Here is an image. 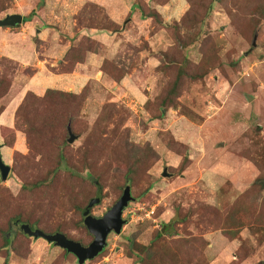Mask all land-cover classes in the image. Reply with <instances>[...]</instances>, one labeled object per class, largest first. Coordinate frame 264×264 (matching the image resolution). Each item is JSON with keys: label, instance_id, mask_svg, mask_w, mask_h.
Instances as JSON below:
<instances>
[{"label": "rangeland", "instance_id": "374dc122", "mask_svg": "<svg viewBox=\"0 0 264 264\" xmlns=\"http://www.w3.org/2000/svg\"><path fill=\"white\" fill-rule=\"evenodd\" d=\"M88 1L102 5L101 15L107 13L123 29H89L83 13ZM137 1L147 12L155 8L160 18L142 19L131 12ZM208 1H0L5 7L0 18L21 13L28 19L0 37V49L3 42H12L20 56L27 53L24 63L0 59V82L6 84L0 91V145L11 166L7 180L0 174V264L7 259L9 264H79L63 248L23 235L11 219L17 213L41 215L45 220L38 225L45 232L60 228L88 245L93 235L82 209L84 194L95 190L86 182L90 172L104 173L97 195L101 201L91 214L104 215L127 184L134 198L124 210L121 233L112 232L104 251L84 264H143L141 255L131 253L134 243L150 245L161 221L169 223L179 214L187 215L186 221L170 228L177 229L176 235H165L169 242L177 241L172 246L179 264H264V238L259 241L261 227L255 223L264 206V0H215L204 20L190 18ZM235 3L241 6L238 16L232 14ZM257 4L258 25L253 22L251 28L248 10ZM87 35L97 43L70 72H77L71 81L46 79L48 73H62L67 52ZM34 41L38 59L50 55L46 67L34 57ZM209 54L213 63L207 68ZM104 60L124 73L120 81L101 71ZM46 87L84 90L72 143L62 123L42 126L39 120L68 115L64 108L41 116L29 133L25 116L16 126L20 105L30 92L42 96ZM171 87L176 90L172 104H161ZM111 103L116 113L108 120ZM28 106V117H37L33 115L42 105L32 100ZM58 147L66 149L78 177L69 174L67 164L57 166ZM97 155L93 170L83 168ZM246 190L249 196L242 195ZM237 204L247 209L240 214L246 225L231 239L222 223ZM5 235L12 238L7 247ZM153 250L157 247L148 252Z\"/></svg>", "mask_w": 264, "mask_h": 264}, {"label": "trees", "instance_id": "16d2710c", "mask_svg": "<svg viewBox=\"0 0 264 264\" xmlns=\"http://www.w3.org/2000/svg\"><path fill=\"white\" fill-rule=\"evenodd\" d=\"M213 1H215V0H212V1L209 0L208 2L204 3L202 5V7H204L205 9H203L202 12H200L199 14L198 13L193 14L192 16H190V18H194V19L197 18V19L204 20L205 14H208V11L211 8ZM217 1H220L221 3L227 4L228 0H217ZM258 5L259 4L253 5L248 10L249 11L248 17L250 18V20L247 22H248L250 27L251 26L254 27L253 22L256 25H258V19L256 20L254 18L255 15L257 14L254 12L257 11V8L259 7ZM231 6L233 7V13H232L233 16H238L240 14V12L238 11V7L240 6V4L235 3ZM133 7L134 8L132 9L131 12L138 13L139 17L142 19H151V18L152 19H158V18H160V13L155 8H153L149 12H147V10L145 11L143 4L140 3V1H137L135 3V5H133ZM240 8H241V6H240ZM4 9H5V7H3V6L0 7V12L5 11ZM103 9H104V7L102 5H99V4L92 2V1L87 2V4L85 5V7L83 9V13H85V15H87V18L85 17L86 18L85 21H86V24H88L89 29H96L98 31H104L105 30L108 32H119V31H121L123 29V25H120L118 22H116L115 20L110 18V16L105 12L103 15H101L103 12ZM260 11H262V15L264 16V6ZM188 14L189 13H187L185 16H187ZM100 15H101V17H99ZM79 18H82V14L79 15ZM27 20L28 19H26V17H24L23 22H26ZM251 21H252V23H251ZM96 43H97V40L95 37L90 36V35L83 36L80 39L79 43L77 45L72 46V48L67 52L66 58H64L63 63L60 64V65H62V71L61 72L62 73H70L75 68L76 64L85 62L87 54L89 52L93 51ZM209 56L210 57H208V59H205V64H206L207 68H208V65L210 64V62L213 63V61L211 59V54H209ZM205 58H207V57L205 56ZM0 59H2V60L9 59L11 63H15V64L17 62L16 60L9 58V57H6V56H2ZM101 71L103 73H105L106 75L111 76L116 81H120L124 77V73L121 74L120 69L117 68L116 66H113L112 62L109 60H104V62L101 65ZM177 82H178V78L176 79V81H174L173 86ZM5 85H6L5 82H3V81L0 82V91H1V89H3L5 87ZM175 93H176V90H172V87H171V89L168 90L167 93L162 97L161 104H163V105L172 104V102L174 100L173 98H174ZM30 95L34 96V98H32L31 96H27L24 103H22V105H20V107L17 110V120H16V126L17 127H20V125H21L20 119L25 116V119H26L25 123H26V125H29V129H27L26 132L29 133L31 128H32L31 125L37 126L38 119L41 116L44 117L46 114H51V113L56 112L57 110H60L61 108H64L65 110H67L69 112L68 115H65L64 113H62V115H60V116L54 115L53 117H44L42 119H39L41 122L40 124L42 126H51V125L54 126V124H56L57 121H59V124L62 123L63 127H66V135H67V133H69L68 128H67V122L71 119L72 120L71 121V128L73 131V127L75 124L76 117L79 113V109L82 106V103H83L84 98L86 96L84 93V90L81 91L80 93H73V92L66 91L64 89L49 87L45 90V93L42 96L37 95L35 92H30ZM1 96H2V93L0 92V97ZM32 100L35 101V104L42 105V106L39 109H37V111L35 112L36 115H33V116H37V117L29 118L28 115L30 112L28 111V107H29L28 104ZM109 110H111V111L107 113V119L112 120L113 115L116 113V111H114L115 110L114 104H112V103L109 104ZM161 113L163 114L164 112L162 111ZM55 128H56V126H55ZM117 129H118V127L116 126L112 130H113V132H115ZM56 130L57 131H55V132L59 131L58 128H56ZM107 132L108 131H106L105 133H107ZM66 135H65V138L62 139V142L65 146L69 145L68 141L66 140ZM55 139L59 140L58 138H55ZM30 143L33 144V142H30ZM67 154H68V152L66 151V149L64 151V149L62 147L61 148L58 147V149L55 151V155H54L56 158V164L59 168H61V167L63 168V165L67 164L69 167L66 169L68 171H70L69 174L72 177L76 178L77 174L74 173V170L72 168L73 165L71 167L68 164V155ZM98 158H99V155H97L96 160L92 159L91 162L86 161V163H84V165H83V168L93 170L91 167L96 162L98 163V161H97ZM81 161H84V160H81ZM73 164H75V162ZM103 177H104V173H99V174H95L93 172L89 173L88 179L86 180V182L90 186H94L95 190L87 192L84 194V199L86 200V202L84 203V205H83L84 207L82 210H84V208L89 204V202L92 199H97V203H100V201H101L100 194H99V196H97V195H98V192H101V190H102ZM258 180H260V179H258ZM256 182H258V181H256ZM125 183L126 182H124V184ZM254 184L256 185L257 183H254ZM126 186L131 187V185H129V184H127ZM125 187H124V189H125ZM131 192H132V188H131ZM243 192H242V195H246V194L248 195L247 190L243 191ZM81 194H83V191H81ZM243 208H244L243 204H237V206L233 205L232 208L227 210L225 213V219H224L222 224H223V228L225 230L226 235L229 236L231 239L236 238L237 235L240 233V229L246 225V222L240 216V214L243 211H245V212L247 211V209H243ZM82 214H83V211H82ZM40 217H41V215L36 216L35 218H32V217H29V215L26 213H17V215L15 217H13L11 220H15V222H19L20 225L23 223H27L32 228L35 229V228H37L36 224L38 225L39 222H44V220H45V218L41 217V219H40ZM186 218H187V215L184 217H181L179 214V215H176L172 219V221H170L169 223H166L165 221H161L154 238L150 242V245L146 246V245L134 243L133 247L130 249L131 253H135V254L137 253V255H141L140 259L142 260L143 264H179V261L177 260V257H176V256H178L177 251L172 246V244H175L177 241L172 240L169 242L166 239L165 235L166 234L176 235L177 229L175 228L176 231L173 230V232H171L170 228L172 226L176 227V225L184 223L186 221ZM255 223H256V225H260V227H261L260 233L262 234V237L259 238V241H261L264 238V206L262 207V210L258 213V215L255 219ZM255 223H253V224H255ZM20 225H18L19 231H21V233L23 235L28 236L26 233H24L20 229ZM38 228H39V225H38ZM39 229H42V228H39ZM42 230L45 232L44 229H42ZM56 232H62L64 234H66L60 228H57ZM71 239H73V238H71ZM5 240L7 243V244H5V246L7 247L9 245L8 243H10L12 241V238H9L8 236L5 235ZM151 246L157 247V250H153L152 252H148V249ZM12 251H14V249L13 250L9 249V252H12ZM4 264H9L8 259L4 262Z\"/></svg>", "mask_w": 264, "mask_h": 264}, {"label": "water", "instance_id": "95a60500", "mask_svg": "<svg viewBox=\"0 0 264 264\" xmlns=\"http://www.w3.org/2000/svg\"><path fill=\"white\" fill-rule=\"evenodd\" d=\"M24 16L21 13H8L0 18V27H15L23 24ZM256 40V37H255ZM254 40L253 45H256ZM249 99L252 97L249 96ZM69 142H74L77 135L72 131L71 126H68ZM11 171V166L5 163L0 145V174L2 180H7ZM165 176H171L166 170L163 172ZM131 187L126 186L122 196L114 203V205L101 217L91 214L93 206L97 203V199H92L83 210L84 224L88 231L93 235V240L84 245L81 241L69 238L62 232L47 233L39 228H32L29 224L23 223L20 229L27 235L34 238H43L49 243L67 250L77 257L79 264H84L86 261L97 257L107 246V238L112 233L120 234L126 220L123 218V212L133 200ZM18 222H15L17 224Z\"/></svg>", "mask_w": 264, "mask_h": 264}, {"label": "crops", "instance_id": "0c3cea01", "mask_svg": "<svg viewBox=\"0 0 264 264\" xmlns=\"http://www.w3.org/2000/svg\"><path fill=\"white\" fill-rule=\"evenodd\" d=\"M23 29H24V27H21V30H23ZM11 30H13L12 27H2V29L0 28V37L3 38L4 36H6L10 32H12ZM10 35H12V34H10ZM38 38L40 39V37H38ZM41 38H43V37H41ZM10 40H12V38H10ZM40 41H43V39H41ZM3 43H4V48L0 49L1 51L3 50L2 51L3 53H0L1 56L3 54V56L12 58V59H14L16 61L23 62V63L25 62V60H27V58H25L27 56V53H25V51H24V56H20L18 54L19 51L15 49L14 45L13 46L11 45L12 42L10 44H7V42H3ZM48 45H49V43H48ZM0 46H1V44H0ZM33 50H34V57H36L38 59L39 55H38V52H37V47H36L35 41H34ZM18 56H20V57H18ZM49 56L50 55L44 53V54H42L41 60L40 59H38V60H39L40 63H43V66L46 67V65L50 62ZM21 57H24V58L21 59ZM79 65H81V64L78 63V66ZM39 70L42 71L43 67H39ZM48 74H50V75L49 76L45 75L46 79L50 77V78H52L53 80H56V81H62V82H65V83H67V82L69 83V81H71L72 76L77 74V72L76 71H73L72 73H53V72H51V73H48ZM2 115L0 116V118L2 117Z\"/></svg>", "mask_w": 264, "mask_h": 264}, {"label": "flooded vegetation", "instance_id": "af4514ba", "mask_svg": "<svg viewBox=\"0 0 264 264\" xmlns=\"http://www.w3.org/2000/svg\"><path fill=\"white\" fill-rule=\"evenodd\" d=\"M123 213H124V212H123ZM98 217H101V216H98ZM15 225H20V224H19V222H18V223H17V224H15ZM53 244H54V243H53Z\"/></svg>", "mask_w": 264, "mask_h": 264}]
</instances>
